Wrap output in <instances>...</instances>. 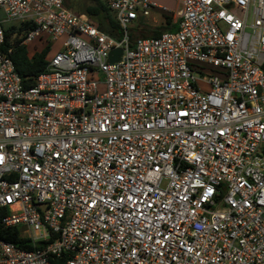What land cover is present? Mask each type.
<instances>
[{"label": "built area", "instance_id": "2783aa9c", "mask_svg": "<svg viewBox=\"0 0 264 264\" xmlns=\"http://www.w3.org/2000/svg\"><path fill=\"white\" fill-rule=\"evenodd\" d=\"M176 1L104 0L112 37L0 0V226L35 247L0 264H264V0ZM153 12L177 29L132 40ZM36 40L61 49L25 90Z\"/></svg>", "mask_w": 264, "mask_h": 264}, {"label": "trees", "instance_id": "16d2710c", "mask_svg": "<svg viewBox=\"0 0 264 264\" xmlns=\"http://www.w3.org/2000/svg\"><path fill=\"white\" fill-rule=\"evenodd\" d=\"M64 6L76 14H82L87 16L90 21L101 31L107 33L112 37H119V25L115 14L108 8L104 0H83L85 3L75 7L69 5V0H63ZM77 11V12H75ZM161 29L165 31L172 30L174 26L172 25L171 18L162 21ZM27 27H25L26 29ZM6 36L9 37L11 34V27L5 26ZM163 31V32H165ZM163 32L154 31L152 38L159 37ZM144 33V31H141ZM137 33L134 31L132 33V40L138 38H151V37H137ZM51 55L50 47L45 46L42 51L36 52L31 55L28 52L27 46H18L12 55V60L15 64L16 70L22 80V85L25 90L33 88L36 85L37 78L40 74L45 72L48 65V60ZM264 69V66H263ZM57 237L54 236L47 243H52L56 241ZM0 240L13 243L19 248L24 250H34V246L31 241L21 237V229L18 227L5 229L0 226ZM41 245V244H40ZM67 258H54L52 264H65Z\"/></svg>", "mask_w": 264, "mask_h": 264}, {"label": "rangeland", "instance_id": "374dc122", "mask_svg": "<svg viewBox=\"0 0 264 264\" xmlns=\"http://www.w3.org/2000/svg\"><path fill=\"white\" fill-rule=\"evenodd\" d=\"M150 3H154L157 6L167 9L168 11L175 12L177 9V1L176 0H148ZM69 5L75 7L76 5L78 6V8L80 7V5H82L83 3H85V1L83 0H69L68 1ZM77 12V11H75ZM158 20V23H156L155 21ZM163 22H161L160 18L158 17V13L157 12H153L151 14V16L147 17V18H142L140 19L138 25H139V29L137 30V37H153V33L154 31H158V32H163L165 30L161 29V24ZM177 28V27H176ZM141 31H144V33H141ZM61 44L56 43V44H52L50 46V52L51 54L56 53L58 50L61 49ZM45 47V42L36 40L33 43L27 45L28 48V52L29 54L33 55L36 52H40L43 50V48Z\"/></svg>", "mask_w": 264, "mask_h": 264}, {"label": "water", "instance_id": "95a60500", "mask_svg": "<svg viewBox=\"0 0 264 264\" xmlns=\"http://www.w3.org/2000/svg\"><path fill=\"white\" fill-rule=\"evenodd\" d=\"M122 55V50H114L110 53V63H116V62H119L120 61V57Z\"/></svg>", "mask_w": 264, "mask_h": 264}, {"label": "crops", "instance_id": "0c3cea01", "mask_svg": "<svg viewBox=\"0 0 264 264\" xmlns=\"http://www.w3.org/2000/svg\"><path fill=\"white\" fill-rule=\"evenodd\" d=\"M177 28L176 27H174L172 30H176Z\"/></svg>", "mask_w": 264, "mask_h": 264}]
</instances>
